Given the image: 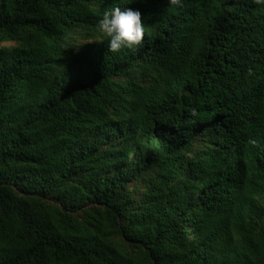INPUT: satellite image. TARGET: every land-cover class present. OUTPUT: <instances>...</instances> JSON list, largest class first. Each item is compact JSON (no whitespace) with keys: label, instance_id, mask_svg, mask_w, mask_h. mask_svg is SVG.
<instances>
[{"label":"trees","instance_id":"16d2710c","mask_svg":"<svg viewBox=\"0 0 264 264\" xmlns=\"http://www.w3.org/2000/svg\"><path fill=\"white\" fill-rule=\"evenodd\" d=\"M0 264H264V4L0 0Z\"/></svg>","mask_w":264,"mask_h":264},{"label":"clouds","instance_id":"9594fccd","mask_svg":"<svg viewBox=\"0 0 264 264\" xmlns=\"http://www.w3.org/2000/svg\"><path fill=\"white\" fill-rule=\"evenodd\" d=\"M254 3L264 4V0H254ZM169 4L181 8L184 0H169ZM97 29L102 36L107 38L108 49L112 53H120L123 49L137 50L143 45L147 35L142 14L129 7L116 6L105 10L98 21ZM191 115L197 117L198 113L193 109ZM247 143L255 147L258 142L250 138Z\"/></svg>","mask_w":264,"mask_h":264},{"label":"rangeland","instance_id":"374dc122","mask_svg":"<svg viewBox=\"0 0 264 264\" xmlns=\"http://www.w3.org/2000/svg\"><path fill=\"white\" fill-rule=\"evenodd\" d=\"M83 34L82 33H79V32H75L74 34H73V36H72V40H73V43H75V44H81L82 42H88V41H91V40H93L92 38H90V37H83L82 36ZM5 44H14V42H9V43H5Z\"/></svg>","mask_w":264,"mask_h":264}]
</instances>
